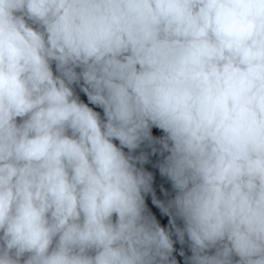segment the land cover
<instances>
[{
  "label": "clouds",
  "instance_id": "9594fccd",
  "mask_svg": "<svg viewBox=\"0 0 264 264\" xmlns=\"http://www.w3.org/2000/svg\"><path fill=\"white\" fill-rule=\"evenodd\" d=\"M183 244L264 264V0H0V264Z\"/></svg>",
  "mask_w": 264,
  "mask_h": 264
}]
</instances>
